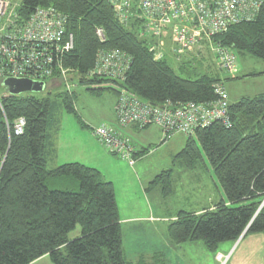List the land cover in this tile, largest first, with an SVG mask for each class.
Masks as SVG:
<instances>
[{"label":"trees","instance_id":"16d2710c","mask_svg":"<svg viewBox=\"0 0 264 264\" xmlns=\"http://www.w3.org/2000/svg\"><path fill=\"white\" fill-rule=\"evenodd\" d=\"M49 7L68 17L75 49L64 66L82 75L80 82L92 95L110 92L117 97L124 87L156 105L206 104L215 100V83L232 80L199 73L194 65L177 69L172 59L155 61L148 42L118 22L107 0H22L18 14L27 20L38 8ZM98 28L105 32L104 43ZM214 42L232 49L238 62L241 55L264 61V4L254 21L230 27ZM108 50H120L131 58L123 84L85 79L98 53ZM253 76L257 74L245 78ZM56 97L84 128L75 96L64 90ZM53 103L30 93L5 92L0 99V153L6 155L0 172V264H33L44 256L53 264H144V260L132 262L125 253L116 192L99 170L82 163L48 169V158L54 155ZM229 111L231 128L215 123L198 129L174 159L188 171L202 163L209 174L214 173L224 198L199 214L180 211L169 225V239L179 245L202 242L215 257L224 243L264 235V94L230 102ZM19 118L26 120L25 132L15 136L9 127ZM173 175L172 169L160 173L150 188L160 187L163 196H169L174 191ZM51 178L54 189L48 183ZM77 227L81 234L71 240Z\"/></svg>","mask_w":264,"mask_h":264},{"label":"built area","instance_id":"2783aa9c","mask_svg":"<svg viewBox=\"0 0 264 264\" xmlns=\"http://www.w3.org/2000/svg\"><path fill=\"white\" fill-rule=\"evenodd\" d=\"M116 11L121 25L134 29L148 42L155 61L185 56L208 44L218 68L227 76L240 72L236 53L214 40L230 27L254 21L264 0H107ZM20 5L13 0H0V85L7 79H28L49 84L61 81L69 94L78 86L69 80L78 71L66 68L64 59L75 49V36L68 17L55 8H38L27 20L19 14ZM101 42L106 41L102 28L97 29ZM169 38V40H168ZM175 57H178L177 59ZM131 58L120 50L100 51L94 68L85 79H107L123 84ZM73 77V78H72ZM68 78H70L68 80ZM6 90V89H5ZM215 100L202 103L152 104L133 95L124 87L116 97V125H101L92 133L113 155L135 165L140 153L135 142L123 130L130 126L161 129L163 143L175 135L192 137L198 129L215 123L231 128L230 98L224 83L213 85ZM6 93L7 90H6ZM26 120L17 119L9 131L15 136L25 132ZM6 155L0 153V172ZM231 255L218 253L219 264H229Z\"/></svg>","mask_w":264,"mask_h":264},{"label":"crops","instance_id":"0c3cea01","mask_svg":"<svg viewBox=\"0 0 264 264\" xmlns=\"http://www.w3.org/2000/svg\"><path fill=\"white\" fill-rule=\"evenodd\" d=\"M241 70L242 68L240 73ZM250 74L252 73H248ZM239 77L228 76V79L238 80L236 78ZM115 103L113 117L108 123L96 126L88 124L91 133L81 129L82 132L73 133L70 137H61V122H56L54 125V164H57L55 168L66 163H82L99 170L104 179L113 184L121 219L123 244L125 242L128 251L124 250L132 262L144 260V264H190L189 253L193 247H199L197 242L181 245L172 242L168 236L169 225L177 219L180 211L199 214L208 208L213 209L224 197L215 185L218 195L214 197L209 193L204 197L201 195L203 193L201 186L204 185H195L196 187L192 190L193 198L188 201L184 209L172 211L168 209L170 208L168 204L156 209L151 195L155 189L150 188V184L163 171L159 169L153 174L144 175L146 178L143 179L144 176L140 175L138 164L153 155L151 148L155 145H164L162 148L169 152V156L176 157L185 147L187 137L177 134L169 142L163 143L162 131L157 126L145 129H139L137 126L127 127L122 131L123 134L129 136L140 150L137 161L132 166L111 154L92 133L93 128L101 125H116ZM72 148L76 149L78 154L74 159L70 157L61 161L57 159L61 152H67ZM160 150L161 148L155 153ZM156 192L159 196L160 192L158 190ZM173 192H175V185ZM218 197L219 200H217ZM200 249H202L201 246ZM218 253L228 255L231 253L229 264H264V235H245L235 243L224 244L219 248ZM213 260L215 264H219L215 255Z\"/></svg>","mask_w":264,"mask_h":264},{"label":"rangeland","instance_id":"374dc122","mask_svg":"<svg viewBox=\"0 0 264 264\" xmlns=\"http://www.w3.org/2000/svg\"><path fill=\"white\" fill-rule=\"evenodd\" d=\"M13 2L14 4L20 5L22 3V0H13ZM175 58L177 59L178 57ZM191 58H195L196 60L193 61L191 60ZM172 61L175 62L174 66L177 69L183 68L185 65L187 66L194 65L195 67H197V71L199 73L207 74L209 76L210 75L220 76L222 79L228 78L226 74L221 73V71L219 70L216 57L212 53L208 44L203 45L201 48L197 49L194 52L188 53L185 56V59L182 61H176L174 59H172ZM188 61H190L191 63ZM239 65L240 68H242L241 73L240 72L238 73L240 75V79L226 81L227 91L231 101L238 102L243 98H252L264 94V61L248 55L245 56L241 55L239 56ZM248 73H256L257 76L245 78V76L248 75ZM238 74L237 76L239 77ZM183 77L186 76L183 75ZM69 79L70 78H68V80ZM71 81L76 83V85H78L74 89V94L72 93L70 95L75 96L74 104L77 114L81 119V121L87 125V126L84 125L85 126L84 128L78 123L76 117H74L73 115H69L64 111L60 99H57L56 97V95L59 92L64 91V88L61 86L63 85L61 84L62 83L61 81L54 84V80H53V83L49 84V86H47L44 92L40 94H31L40 99L49 97L55 102V104L53 103V105H55L56 108H55V112L53 111L52 121L57 123L61 122L60 133H61V137L64 136L65 138L70 137L71 135H73V133L82 132L81 129H84L86 133H89L90 126L88 127V124L96 126L101 123H105V122L108 123L110 119L113 117V106L116 101V96L113 93L106 92L104 95L98 97L92 95L88 91V85L82 84L79 81L77 82L76 77L69 80V82ZM5 92L6 90L2 88V86L0 85V99L3 97V95H5ZM54 122L51 123L52 124L51 133L53 135H54ZM163 146L164 145L153 146L151 148L153 155L152 156L150 155L149 158L144 159L138 164L140 168L139 172L142 177L144 175H149L150 173L153 174L159 169H161L159 171H163V172L172 169L174 172L173 181H175L174 183L175 192H173L169 196H163L162 194L163 190L160 187L153 188L155 189L154 191L152 190L153 191V193H151L152 203L153 206L156 207V209H158L159 207L163 208L165 204H168L170 206V208L168 209H171L172 211H178L180 209H184L188 201L192 200L193 198L192 190L194 187H196L195 185H204L201 186V188L203 189V193L201 195L204 197L209 193L213 194L214 197L217 196L218 192L215 186H217L221 194H223L221 189L219 188L214 173L210 171L211 173L209 174L202 163L199 164L196 167V169H194L193 171H188L184 168V165L182 163L176 162L174 164L173 159L175 158V156L173 157L169 156V152L163 149L162 148ZM160 148L161 150L155 153ZM77 155L78 154L76 152V149L72 148L67 150V152H61L57 157V159L60 161L62 159H66V157H70V159H74V157H76ZM118 159L122 160L120 157H118ZM72 163H76V162H72ZM205 163L207 166H209L206 157H205ZM55 165L57 164H54V155H51L48 158V169L53 170L55 168ZM145 178L146 176L143 177V179ZM212 179H213V183H212ZM48 183L49 186L52 189H54V178L49 179ZM55 184H63V183L56 181ZM156 190L160 192L159 196ZM196 197L198 196L196 195ZM217 200H219V197L217 198ZM80 234H81V229L80 227H77V229L70 234V239L75 240L80 236ZM224 244H228V243H224ZM224 244H222L220 247H222ZM197 246L199 247L197 248L195 246L190 250L189 253L191 260L190 264H215L213 260L214 255L209 251H207L203 243L197 242ZM200 246L202 249H200ZM123 247L126 251H128L125 242L123 244ZM224 255H228V254H224ZM229 255H231V253ZM33 264H53V263L48 256H44L38 259L37 261H35Z\"/></svg>","mask_w":264,"mask_h":264},{"label":"water","instance_id":"95a60500","mask_svg":"<svg viewBox=\"0 0 264 264\" xmlns=\"http://www.w3.org/2000/svg\"><path fill=\"white\" fill-rule=\"evenodd\" d=\"M3 86L10 95L15 96L27 93L40 94L46 90V86L43 82L28 79H7L4 81Z\"/></svg>","mask_w":264,"mask_h":264}]
</instances>
